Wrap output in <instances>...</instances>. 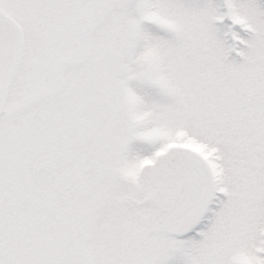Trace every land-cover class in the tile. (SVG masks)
<instances>
[{"label":"snow or ice","instance_id":"1","mask_svg":"<svg viewBox=\"0 0 264 264\" xmlns=\"http://www.w3.org/2000/svg\"><path fill=\"white\" fill-rule=\"evenodd\" d=\"M0 264H264V0H0Z\"/></svg>","mask_w":264,"mask_h":264}]
</instances>
